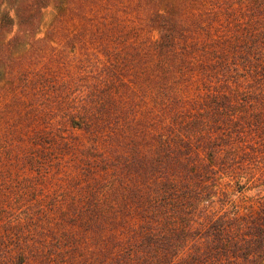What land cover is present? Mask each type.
<instances>
[{"label":"trees","instance_id":"16d2710c","mask_svg":"<svg viewBox=\"0 0 264 264\" xmlns=\"http://www.w3.org/2000/svg\"><path fill=\"white\" fill-rule=\"evenodd\" d=\"M0 264H264V0H0Z\"/></svg>","mask_w":264,"mask_h":264},{"label":"rangeland","instance_id":"374dc122","mask_svg":"<svg viewBox=\"0 0 264 264\" xmlns=\"http://www.w3.org/2000/svg\"><path fill=\"white\" fill-rule=\"evenodd\" d=\"M56 13L57 11L54 6H50L48 9L44 11L43 16H42L41 27L38 33V38H43L46 35L51 22L54 20L56 16Z\"/></svg>","mask_w":264,"mask_h":264}]
</instances>
